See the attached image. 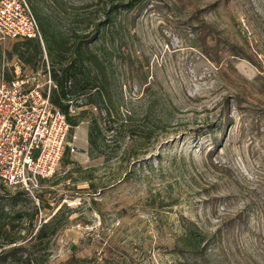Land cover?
Segmentation results:
<instances>
[{
    "label": "rangeland",
    "instance_id": "1",
    "mask_svg": "<svg viewBox=\"0 0 264 264\" xmlns=\"http://www.w3.org/2000/svg\"><path fill=\"white\" fill-rule=\"evenodd\" d=\"M172 1L26 0L49 33L95 35L116 106L131 113L90 152L96 111L84 92L68 93L77 125L66 121L56 175L37 203L0 190L16 245L56 216V232L30 253L40 264H264V0H185L179 11ZM195 7L214 32L204 45L187 22ZM19 41L0 40V83L18 67L43 82L57 66L46 42L32 69L6 56ZM185 228L205 244L200 256L175 249Z\"/></svg>",
    "mask_w": 264,
    "mask_h": 264
},
{
    "label": "trees",
    "instance_id": "2",
    "mask_svg": "<svg viewBox=\"0 0 264 264\" xmlns=\"http://www.w3.org/2000/svg\"><path fill=\"white\" fill-rule=\"evenodd\" d=\"M141 1V0H139ZM172 6L176 10H180L185 6V0H173ZM177 2V4H175ZM141 4V3H139ZM142 5H138L137 10ZM137 11V12H138ZM199 10L197 7L191 12L187 22L191 24L198 33L200 44H205L207 34L212 32V27L205 24L198 17ZM34 15V14H33ZM43 40L46 42V50L50 59L56 62L57 66H52L50 71L51 78L55 87L51 91L50 101L62 114H64L68 124L71 127L77 125V118L69 113V99H66L68 93H82L87 96L86 104L90 107L91 112L89 125L87 130V142L90 152L99 150L104 146V136L113 131L115 124L127 123L131 118V113H122L116 106L111 89V81L108 66L101 57L91 49L90 43L94 40L95 35L90 33H74L71 41H66L54 34L49 33L43 22L35 16ZM136 14L131 17L134 24ZM192 19L195 21L191 22ZM194 24V25H193ZM202 34V35H201ZM232 55L241 56V49L236 45H231ZM17 54L18 58L28 67L35 69L38 63V56L41 54V45L35 39H21V41L13 44L12 49L6 52V56L10 58L12 54ZM239 54V55H238ZM69 55L68 62L63 65L64 58ZM242 58H245L242 56ZM84 66L85 72L81 73L80 68ZM127 65H132V60L127 56ZM13 77V69L11 72H3V79L8 83ZM94 89V91H92ZM78 106V105H76ZM9 193L0 194V264H40L30 256L31 252L36 251L41 243L48 236L53 235L58 229L56 216L54 215L49 221L39 226L31 237L29 244L16 245L17 238L13 237L7 230V224L2 221L4 214V206L1 199ZM22 196L27 197L22 191H17L11 195L12 201L15 203ZM23 212H18L17 216H23ZM33 232V228L29 233ZM194 229L185 228L177 237L175 249L179 253H188L192 256H200L204 251V244L201 241L193 244ZM205 245V244H204ZM67 264H91L85 258L70 259Z\"/></svg>",
    "mask_w": 264,
    "mask_h": 264
},
{
    "label": "built area",
    "instance_id": "3",
    "mask_svg": "<svg viewBox=\"0 0 264 264\" xmlns=\"http://www.w3.org/2000/svg\"><path fill=\"white\" fill-rule=\"evenodd\" d=\"M0 33V40L35 39L44 49L26 0H0ZM51 86L48 65L43 82L18 67L10 82L2 74L0 83V190L17 188L36 203L39 187L56 175L68 128L64 114L50 101Z\"/></svg>",
    "mask_w": 264,
    "mask_h": 264
},
{
    "label": "water",
    "instance_id": "4",
    "mask_svg": "<svg viewBox=\"0 0 264 264\" xmlns=\"http://www.w3.org/2000/svg\"><path fill=\"white\" fill-rule=\"evenodd\" d=\"M2 34L0 33V36H1Z\"/></svg>",
    "mask_w": 264,
    "mask_h": 264
}]
</instances>
